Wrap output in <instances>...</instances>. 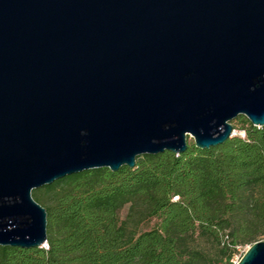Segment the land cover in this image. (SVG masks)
Wrapping results in <instances>:
<instances>
[{
    "label": "water",
    "instance_id": "1",
    "mask_svg": "<svg viewBox=\"0 0 264 264\" xmlns=\"http://www.w3.org/2000/svg\"><path fill=\"white\" fill-rule=\"evenodd\" d=\"M239 115L264 126V0H0V245L47 242L34 189L222 145Z\"/></svg>",
    "mask_w": 264,
    "mask_h": 264
},
{
    "label": "trees",
    "instance_id": "2",
    "mask_svg": "<svg viewBox=\"0 0 264 264\" xmlns=\"http://www.w3.org/2000/svg\"><path fill=\"white\" fill-rule=\"evenodd\" d=\"M239 119L244 135L222 145L189 142L179 155L144 154L134 168L88 169L34 190L49 247L0 245V264H234L238 247L264 234V126Z\"/></svg>",
    "mask_w": 264,
    "mask_h": 264
},
{
    "label": "rangeland",
    "instance_id": "3",
    "mask_svg": "<svg viewBox=\"0 0 264 264\" xmlns=\"http://www.w3.org/2000/svg\"><path fill=\"white\" fill-rule=\"evenodd\" d=\"M240 116V115H239ZM239 116H237L236 118H234L233 120H231V122H232V124L234 125V128H235V131H236V133H235V135L234 136H238V135H241V136H243L244 135V131H240V119H239ZM233 136V137H234ZM194 143V138L193 137H188V143ZM39 189V188H38ZM34 190H36V189H34ZM33 190V191H34ZM33 194V193H32ZM127 212H128V206H126L125 208H123L122 210H121V217H125L126 216V214H127ZM157 222H158V219L157 218H152V219H149V220H147V221H145L143 224H142V226H141V228L143 229V230H150V229H152V228H154L155 226H156V224H157ZM259 238V240L260 239H264V234H262L261 236H259L258 237ZM250 246V244H245V245H242V246H239L238 247V251H237V253L235 254V256H234V261L235 262H237V261H239V259H240V257H241V254L242 253H244L247 249H248V247Z\"/></svg>",
    "mask_w": 264,
    "mask_h": 264
},
{
    "label": "built area",
    "instance_id": "4",
    "mask_svg": "<svg viewBox=\"0 0 264 264\" xmlns=\"http://www.w3.org/2000/svg\"><path fill=\"white\" fill-rule=\"evenodd\" d=\"M44 248H48L49 247V244L48 242H45L44 245H43ZM234 261V260H233ZM238 262V261H237ZM237 262L234 261V264H236Z\"/></svg>",
    "mask_w": 264,
    "mask_h": 264
}]
</instances>
